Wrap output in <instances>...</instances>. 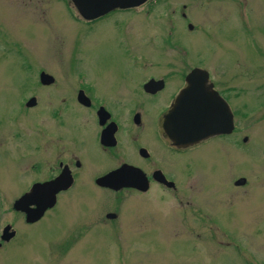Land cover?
Wrapping results in <instances>:
<instances>
[{
	"label": "rangeland",
	"instance_id": "rangeland-1",
	"mask_svg": "<svg viewBox=\"0 0 264 264\" xmlns=\"http://www.w3.org/2000/svg\"><path fill=\"white\" fill-rule=\"evenodd\" d=\"M82 23L70 0H0V235L6 226L15 233L0 241V264H264V0H156L95 27ZM197 67L228 97L230 139L205 144L196 160L190 152L176 193L97 188L94 176L115 161L96 151L99 129L76 102L85 79L112 98ZM42 72L54 88L43 89ZM116 111L132 127L130 110ZM70 134L87 141L89 154L73 146L86 167L27 225L12 205L36 181L35 164L43 180L64 160L59 147ZM240 178L246 184L235 187Z\"/></svg>",
	"mask_w": 264,
	"mask_h": 264
},
{
	"label": "flooded vegetation",
	"instance_id": "flooded-vegetation-1",
	"mask_svg": "<svg viewBox=\"0 0 264 264\" xmlns=\"http://www.w3.org/2000/svg\"><path fill=\"white\" fill-rule=\"evenodd\" d=\"M148 3L150 5H153L156 3V0H151L147 2V4ZM131 10L133 9L115 10L91 21H86L80 16L79 17L82 19L83 26L89 28L93 26L95 27V25L105 21L106 19H109L121 13L130 12ZM181 17L183 19L186 18L185 14H182ZM19 44V41H12V49ZM126 56L130 68L135 67L133 65V62H135L134 56L131 54H127ZM179 66H182L181 62ZM193 69L195 68H191L189 69V71H184V69L181 68L177 71L170 70L160 77L150 76L147 80H142L138 85L124 88L121 97L112 96V98L101 97L94 85L95 82L90 80L87 81V79H85V84L78 88L76 102L84 110L90 111L92 113L91 121L93 124L95 123L96 127L99 129V131H95L97 140L96 151L102 153L105 158L113 159L115 161L112 165L108 166V168L99 169L100 171H102V173L98 176H94L93 181L95 186V181L98 178L112 171L124 168L131 173V176H129L131 180L142 181L143 185H147V190L146 192H141L136 188H121L117 192L129 191L138 194H146L152 192L155 187L157 188V192L171 191L173 193H176L179 190L177 174L182 173L183 165L186 164L187 166L191 162L189 157L191 156L192 158V155L189 156V153L193 152L194 160L199 159L200 156L197 155L196 152L200 151L205 144H211L217 141L230 139V137L236 130L235 121L233 130L230 134L212 137L187 149H178L173 146L164 133V116L170 110L171 105L174 103L178 94L184 89L186 76ZM174 78L176 79L174 80ZM122 79L120 80L122 81ZM150 81L154 82V85L148 88V90H145V84ZM212 84L213 89L230 107L228 97L225 95V93L219 90L213 82ZM42 87L43 89L54 88V86L51 85H43ZM80 91H82L85 98L88 99V106H85L84 104L78 102L77 98ZM64 100L65 99H62V103H64ZM116 110H120L121 112L130 110L126 121L129 122L132 127L129 126V128H124V126L121 124L123 118L121 117L120 113H117ZM99 113H101L102 118H100ZM145 121L147 122L146 125L144 124ZM134 127L137 131L141 130L140 132H138V134L140 133L139 135L135 134L134 136H132L131 133L127 132V130L131 128L134 129ZM106 130H108L109 132L113 130V133H110L112 134L111 136H107L106 134L107 137L102 138ZM149 133L151 136L150 140H144V137ZM51 136L53 137L54 134H52ZM62 138L63 146L61 145L59 147V152L65 151V154L60 155V157H63L64 160L59 159V161L57 162V166L49 169V174L43 180L39 179L40 165L37 163L33 167L37 176L36 181L33 183V185L43 184L54 180L64 169L69 171L72 178V185L67 190L61 191L57 194L56 205L61 195H65V193L67 194L73 187H75V185L79 181L78 178L83 173V170L86 167L81 158L75 155L76 150L74 149L89 154L86 147L87 141H85L83 144L78 143L77 138H73V141L71 138V134L70 136L67 135L65 137L63 135ZM70 141H73V145H71ZM38 142H40L39 137L35 140L34 145H38ZM55 143V141H52L50 145L54 144L55 146ZM60 143H62L61 140L58 141V145ZM37 149H39V145ZM157 151L159 152L158 155H156ZM120 155L125 156L126 159L118 162L120 159ZM84 156L86 157V154ZM192 162L194 163V161ZM99 170L96 171V174L99 172ZM244 179L245 178H240L238 180ZM238 180L234 182L235 187H237L236 182ZM245 184L246 182L243 185ZM243 185L238 187L241 188ZM259 264L263 263L260 262Z\"/></svg>",
	"mask_w": 264,
	"mask_h": 264
},
{
	"label": "water",
	"instance_id": "water-1",
	"mask_svg": "<svg viewBox=\"0 0 264 264\" xmlns=\"http://www.w3.org/2000/svg\"><path fill=\"white\" fill-rule=\"evenodd\" d=\"M78 14L85 20H94L116 9H130L138 7L148 0H70ZM191 29V27H189ZM42 85H50L53 78L42 73ZM186 86L179 93L171 109L164 116L163 131L173 146L178 149H187L212 137L230 134L233 130V115L227 104L219 97L209 82L208 73L202 69L192 70L185 79ZM154 83L149 82L144 88L148 90ZM78 102L88 106V99L83 92L78 94ZM36 105V100L31 98L27 108ZM102 118L101 113H99ZM112 131L106 130L102 138L111 136ZM107 134V136H106ZM246 141V139H244ZM131 173L120 168L98 178L96 185L113 191L121 188H136L141 192L147 190V185L142 181L131 180ZM245 180L236 182L241 186ZM72 184V179L67 170L53 181L33 185L28 192L17 199L12 209L24 214L25 222L33 224L39 221L44 213L52 209L56 203V195L67 190ZM112 219L114 215H108ZM9 226L5 227L1 240L9 242L15 235Z\"/></svg>",
	"mask_w": 264,
	"mask_h": 264
}]
</instances>
